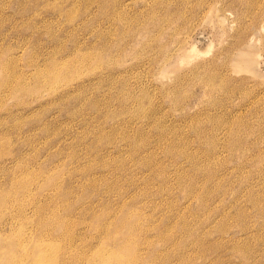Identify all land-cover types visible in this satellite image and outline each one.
<instances>
[{
    "label": "rangeland",
    "instance_id": "1",
    "mask_svg": "<svg viewBox=\"0 0 264 264\" xmlns=\"http://www.w3.org/2000/svg\"><path fill=\"white\" fill-rule=\"evenodd\" d=\"M6 257L264 264V0H0Z\"/></svg>",
    "mask_w": 264,
    "mask_h": 264
},
{
    "label": "bare ground",
    "instance_id": "2",
    "mask_svg": "<svg viewBox=\"0 0 264 264\" xmlns=\"http://www.w3.org/2000/svg\"><path fill=\"white\" fill-rule=\"evenodd\" d=\"M194 51L195 50H192L193 53H195ZM235 54L236 55L234 57V65H235L236 70H238V71L254 70V66H255V63L257 61L256 60V53L252 49H250L249 46H245L243 48H240L239 51ZM232 61H233V58H232ZM127 225H129V224L127 223ZM118 256L120 257V255H118ZM9 261H10V258L7 259V257H6L4 259H0V264H9L10 263ZM112 261H113V259H112Z\"/></svg>",
    "mask_w": 264,
    "mask_h": 264
}]
</instances>
